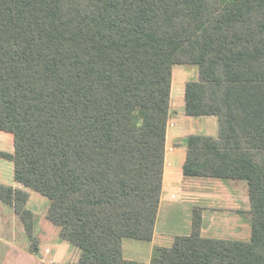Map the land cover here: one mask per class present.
Returning <instances> with one entry per match:
<instances>
[{"label":"trees","instance_id":"obj_1","mask_svg":"<svg viewBox=\"0 0 264 264\" xmlns=\"http://www.w3.org/2000/svg\"><path fill=\"white\" fill-rule=\"evenodd\" d=\"M197 66L185 114L216 117L217 139H186V178L243 181L248 242L191 234L150 264H264V0H0V131L14 180L50 201L48 221L77 264H140L165 170L173 68ZM30 195L0 184L34 240Z\"/></svg>","mask_w":264,"mask_h":264},{"label":"crops","instance_id":"obj_2","mask_svg":"<svg viewBox=\"0 0 264 264\" xmlns=\"http://www.w3.org/2000/svg\"><path fill=\"white\" fill-rule=\"evenodd\" d=\"M185 88L184 82L173 81L172 83L163 193L154 238L151 242L125 239L123 252L124 258L128 261L150 264L155 248L173 246L175 239L182 236L178 234L179 236L173 237L171 236L172 231L180 233L182 225L186 231L188 229L191 233L195 209L203 211L202 237L228 240L218 238L221 234L228 235V186L223 185L226 184L225 181L186 178L183 174V166L187 158L186 139L192 135L207 136L214 139L219 136V123L216 117H189L185 114ZM181 102H183V108L180 110L177 104ZM177 117L181 119L180 124L176 123ZM0 184L23 190L30 195V190L14 181V164L11 161L3 163V171H0ZM180 194L181 197L178 196ZM0 204H2L0 205V230L5 231V226L9 221L19 225V219L13 208L5 207L6 205L3 203ZM222 204H226L227 207H223ZM35 228H38L37 224ZM56 241L57 249L50 262L52 264H77L81 252L60 238ZM0 242H4L1 238V232ZM5 245L9 249L11 248L8 242H5ZM45 252L47 256L52 255V250L46 249ZM39 264H44V262L40 261Z\"/></svg>","mask_w":264,"mask_h":264},{"label":"rangeland","instance_id":"obj_3","mask_svg":"<svg viewBox=\"0 0 264 264\" xmlns=\"http://www.w3.org/2000/svg\"><path fill=\"white\" fill-rule=\"evenodd\" d=\"M173 81H181L185 84L188 82H197L199 81V68L197 66H175L173 68ZM177 105L180 110L183 108V102ZM176 123H181L180 117L176 118ZM0 152H14V141L11 134L0 131ZM7 161L0 158V171H3V163H8L9 161ZM224 183L226 184L223 185L228 186V235L221 234L218 238L248 242L251 238L252 231V214L248 184L243 181H225ZM29 193L30 200L28 209L33 212L35 223L34 240H31L27 236L23 229L22 221L16 215L19 219V225L9 221L7 226H5V231L0 230L1 238L4 240L3 243L0 242V264H39L40 261H43L44 264H52L50 260L54 257L57 249L56 240L59 238V229L47 219L50 201L31 190ZM178 196L181 197V194ZM222 205L223 207H227L226 204ZM182 212L185 213V211ZM6 217L10 219V217ZM36 224L38 225L37 229L35 228ZM180 229V233H174L172 231L171 236L191 234L182 225ZM5 242H8L9 246H11L10 249L5 245ZM167 246L171 247L172 245ZM46 249L52 250V255L47 256L45 254Z\"/></svg>","mask_w":264,"mask_h":264}]
</instances>
